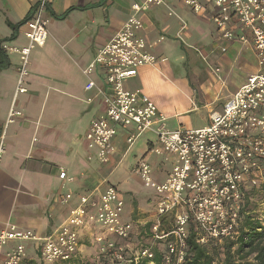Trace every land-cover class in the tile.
<instances>
[{
    "label": "crops",
    "instance_id": "1",
    "mask_svg": "<svg viewBox=\"0 0 264 264\" xmlns=\"http://www.w3.org/2000/svg\"><path fill=\"white\" fill-rule=\"evenodd\" d=\"M142 1L0 0V138L4 146L0 229L12 223L17 232L45 238L56 231L81 196L98 204L107 185L114 186L124 202L122 220L145 222L143 212H154L150 208L158 196L152 184L137 177L152 188L145 208L137 201L140 189L134 195L119 187L136 176L132 168L139 160L149 163L154 183L170 173L175 158L165 151H153L158 145L155 132L146 130L128 145L126 138L134 126L116 125L112 153L105 163L98 161L97 148L89 147L86 139L91 120L104 113V103L96 89H85L88 79L82 69L129 16L141 20L137 34L144 38L155 62L139 67L133 77L125 79L124 87L146 94L164 114L170 130L206 127L211 113L221 111L247 77L258 72L251 34L233 17V38H223L212 20L218 12L212 0H201L198 11L179 0L140 9ZM42 3L48 35L42 46H32L24 78L27 91L16 96L21 114L7 123L19 55L3 45L27 43L24 23ZM240 35L246 41H240ZM105 76L100 66L91 74L95 85L108 93ZM196 114L200 121L193 124L190 118ZM61 171L64 178L59 176ZM102 232L98 223L81 228L77 260L85 264L92 256L97 259L94 237ZM28 241L34 251L28 253L23 241L26 258L21 264H37L40 241ZM13 245L14 241L4 246L0 262Z\"/></svg>",
    "mask_w": 264,
    "mask_h": 264
},
{
    "label": "built area",
    "instance_id": "2",
    "mask_svg": "<svg viewBox=\"0 0 264 264\" xmlns=\"http://www.w3.org/2000/svg\"><path fill=\"white\" fill-rule=\"evenodd\" d=\"M167 0H143L140 9L160 5ZM198 11L201 0H179ZM218 8L212 20L225 39L233 38L235 23L252 36L258 58V72L247 77L224 104L221 111L210 115V123L198 129L170 130L166 117L154 102L140 90H129L124 81L133 77L137 69L152 65L155 58L146 50V42L137 31L141 20L129 16L121 28L96 53L92 62L82 69L87 77L86 90L96 89L102 95L104 113L91 120L86 134L89 147L97 148L100 163L112 153L111 139L116 125H133L134 131L126 138L128 145L146 130H152L158 145L153 149L174 156V163L166 179L152 181L150 165L139 160L133 173L143 183L152 184L158 196L154 212L147 222L124 221V202L117 197V189L107 185L99 203L81 196L79 204L70 210L56 231L38 238L30 233L17 232L9 223L0 229V254L9 242L14 245L6 252L0 264H21L26 258L23 241H40L39 258L44 263L69 262L77 257L79 232L86 225L98 223L103 232L95 235L98 256L95 264H184L189 228L195 240L204 244L209 240H235L243 218L246 196L264 183V0H212ZM25 21L24 46L3 48L19 55L17 83L6 122H13L21 111L16 107V96L27 91L24 78L33 45L42 46L47 38L46 20L41 9ZM234 23V24H233ZM246 41L245 35L238 36ZM225 50L224 48L222 49ZM102 67L108 93L97 87L91 78L93 70ZM4 152L0 138V158ZM60 172V178L65 177ZM93 208L94 212L90 209ZM172 217L169 230L162 228L168 216ZM149 225V235L163 249L140 245L129 249L127 241Z\"/></svg>",
    "mask_w": 264,
    "mask_h": 264
},
{
    "label": "rangeland",
    "instance_id": "3",
    "mask_svg": "<svg viewBox=\"0 0 264 264\" xmlns=\"http://www.w3.org/2000/svg\"><path fill=\"white\" fill-rule=\"evenodd\" d=\"M190 119H191L193 124H196L200 121V116L197 114L191 115ZM134 145H135V143H134ZM1 161H2V156L0 158V163H1ZM119 188L122 192L123 191L124 192L131 191L134 195H136L135 189L136 188L140 189L141 193H139L140 195L137 194L138 195L137 201L139 203H141L140 205L143 208H145V206H146V200L148 198H152V190H151L152 188H150L149 185L145 186V184H143L137 178V176H130L128 183H120ZM129 189H131V190H129ZM127 195L129 196V194H127ZM123 198H125L126 200L129 199L126 196H124ZM247 201H248V203H246V205H244V207H243V209H244L243 217H246V215L248 214L250 216H253V219L260 220V222L264 225V183H260L259 186L256 187V189L252 193H249L246 196V202ZM154 209H155V207L150 208V210H154ZM142 212H140V213L142 214ZM148 213L149 212H147V213L143 212V214L141 215V216H143L142 218H147V220L145 222H147L149 219H151L150 213L149 214ZM243 219L244 218H242V222H243ZM172 221L173 220H172V217L170 215L168 217H166L162 228L164 230H169L171 228ZM145 222H143V223H145ZM242 222H241V224H242ZM235 240H232V241H235ZM229 242H230V240H229ZM24 245H25L28 253L34 251L32 242L26 241V242H24ZM140 245L149 246L152 249L159 247V251L162 250L164 247L162 241H159V244H156L153 241L152 237L149 235V225L148 224L142 226L140 234L138 232H137V234H133V236L127 241V246L129 247V249H132L134 251ZM202 245H206L207 250L213 254V257H214L213 264H220L222 257H223V254L221 251L227 245V240H209L208 242H206ZM235 247H236V245H232L231 253L234 254V258L236 261H251L253 259V254L246 255L247 250H243L240 253L234 252ZM242 256H243V258H241ZM36 257L38 258V256H36ZM95 261H96V258L92 256L91 258L88 259V261L85 264H95ZM37 264H84V263L80 262L79 260H77L75 258L74 260H71L69 262L56 261L53 263H44L41 260H38Z\"/></svg>",
    "mask_w": 264,
    "mask_h": 264
},
{
    "label": "trees",
    "instance_id": "4",
    "mask_svg": "<svg viewBox=\"0 0 264 264\" xmlns=\"http://www.w3.org/2000/svg\"><path fill=\"white\" fill-rule=\"evenodd\" d=\"M254 190H251L250 193ZM243 218L237 239L230 240V242L227 240V245L221 251L223 257L220 264H264V225L260 220H255L248 214ZM195 239V233L190 227L184 264H213V254L207 250L206 245L196 242ZM232 245H236L234 252L240 253L247 250L246 255L253 254V259L251 261H236L234 254L231 253Z\"/></svg>",
    "mask_w": 264,
    "mask_h": 264
}]
</instances>
